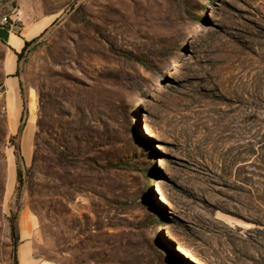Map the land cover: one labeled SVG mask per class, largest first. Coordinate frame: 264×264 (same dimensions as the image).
Masks as SVG:
<instances>
[{"label":"rangeland","instance_id":"1","mask_svg":"<svg viewBox=\"0 0 264 264\" xmlns=\"http://www.w3.org/2000/svg\"><path fill=\"white\" fill-rule=\"evenodd\" d=\"M5 15L0 264L13 218L17 264H264V0H0ZM42 23L17 61L5 41Z\"/></svg>","mask_w":264,"mask_h":264},{"label":"bare ground","instance_id":"2","mask_svg":"<svg viewBox=\"0 0 264 264\" xmlns=\"http://www.w3.org/2000/svg\"><path fill=\"white\" fill-rule=\"evenodd\" d=\"M44 27V23L36 25V26H30L26 29L23 30V32L21 33L25 38L30 39L32 38L36 33H38L42 28ZM11 43L14 45H18L21 41L20 38H17L13 35H11ZM223 50L227 53L231 52V49H229V47H224ZM14 65V56L13 55H9L6 59V66L8 69H12ZM13 92L9 94L10 99H13ZM246 118L250 117L251 114L249 113H243ZM14 120H15V112H12V110L9 111L8 113V123H9V127L10 130H13L15 124H14ZM146 133H148V135L152 136V131L150 130H146ZM158 193H160L161 197L160 200L164 203H168V200L166 199V197L164 196V193L162 192V190L158 189ZM178 252H181L182 254H184V256H187L189 258H191V261L194 263H198V259H196V256H194L193 254H191L192 252H190L189 250H186V248H183L182 246H178L177 248Z\"/></svg>","mask_w":264,"mask_h":264},{"label":"trees","instance_id":"3","mask_svg":"<svg viewBox=\"0 0 264 264\" xmlns=\"http://www.w3.org/2000/svg\"><path fill=\"white\" fill-rule=\"evenodd\" d=\"M36 40V38H33L31 39L30 41H24V45L23 47L21 48L20 52H16L15 55L17 57V61H19L24 52L26 51V49L28 48V46L33 43L34 41ZM17 73H18V70H16V72L12 75V76H16L17 77ZM20 86V84H19ZM21 128L18 129V131H20ZM17 182L18 184L20 185L21 184V172L18 170L17 171ZM9 228H10V238H11V245H12V252H13V264H17V259H16V248H17V243H18V240H19V236H18V232H17V229H16V226H15V218L11 219L10 220V225H9Z\"/></svg>","mask_w":264,"mask_h":264},{"label":"crops","instance_id":"4","mask_svg":"<svg viewBox=\"0 0 264 264\" xmlns=\"http://www.w3.org/2000/svg\"><path fill=\"white\" fill-rule=\"evenodd\" d=\"M12 29V28H11ZM10 30V29H9ZM32 38H34V36L32 37ZM32 38H30V39H32ZM11 41H12V39H11V35H10V38H9V40L8 41H5V43L12 49V50H14L15 52H20V50H21V48L23 47V45H24V41H22L21 39H20V43L18 44V45H14V44H12L11 43ZM4 42V41H3ZM14 46V47H12V45ZM14 65H13V67H12V69L10 70V77H8V80H7V82L12 86V89L13 90H16V86L18 85V81H17V79H11V74H13V72H14Z\"/></svg>","mask_w":264,"mask_h":264},{"label":"built area","instance_id":"5","mask_svg":"<svg viewBox=\"0 0 264 264\" xmlns=\"http://www.w3.org/2000/svg\"><path fill=\"white\" fill-rule=\"evenodd\" d=\"M11 21H12V19L10 18V17H8V16H2L1 18H0V27H6L7 25H9V29H11V27H12V24H10L11 23Z\"/></svg>","mask_w":264,"mask_h":264}]
</instances>
